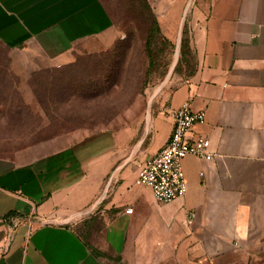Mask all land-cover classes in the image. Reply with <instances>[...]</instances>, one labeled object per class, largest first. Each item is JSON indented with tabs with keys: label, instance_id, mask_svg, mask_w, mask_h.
<instances>
[{
	"label": "crops",
	"instance_id": "obj_1",
	"mask_svg": "<svg viewBox=\"0 0 264 264\" xmlns=\"http://www.w3.org/2000/svg\"><path fill=\"white\" fill-rule=\"evenodd\" d=\"M114 25L101 0H0V73L19 78L0 83V110L30 102L21 77ZM189 32L195 71L159 104L135 164L137 135L111 131L0 157V264H264V0H204ZM185 105L206 111L193 134L215 159L185 158L187 195L161 205L137 185L138 164Z\"/></svg>",
	"mask_w": 264,
	"mask_h": 264
},
{
	"label": "rangeland",
	"instance_id": "obj_2",
	"mask_svg": "<svg viewBox=\"0 0 264 264\" xmlns=\"http://www.w3.org/2000/svg\"><path fill=\"white\" fill-rule=\"evenodd\" d=\"M101 1L114 19L111 32L78 45L61 67L38 66L34 76L20 78L31 87L30 102L21 93L20 109L0 110V132L21 138L0 140V157L111 131L137 135L127 147L135 164V145L159 104L194 73L189 22L204 0ZM18 81L0 73V83Z\"/></svg>",
	"mask_w": 264,
	"mask_h": 264
},
{
	"label": "built area",
	"instance_id": "obj_3",
	"mask_svg": "<svg viewBox=\"0 0 264 264\" xmlns=\"http://www.w3.org/2000/svg\"><path fill=\"white\" fill-rule=\"evenodd\" d=\"M206 111L194 112L188 105L173 113L174 129L168 144L152 157L138 164L137 185L152 191L157 203L171 204L188 193V184L182 162L188 156L200 160L215 159L209 152L210 141L195 136L194 128L206 121ZM133 211L127 210L128 214ZM23 219L13 222V229L22 225Z\"/></svg>",
	"mask_w": 264,
	"mask_h": 264
}]
</instances>
